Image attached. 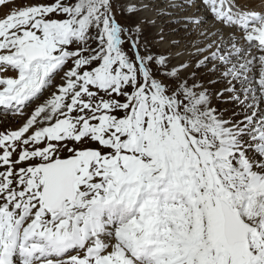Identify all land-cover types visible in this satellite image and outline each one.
<instances>
[{"label":"snow or ice","instance_id":"obj_1","mask_svg":"<svg viewBox=\"0 0 264 264\" xmlns=\"http://www.w3.org/2000/svg\"><path fill=\"white\" fill-rule=\"evenodd\" d=\"M0 9V264H264V0Z\"/></svg>","mask_w":264,"mask_h":264},{"label":"bare ground","instance_id":"obj_2","mask_svg":"<svg viewBox=\"0 0 264 264\" xmlns=\"http://www.w3.org/2000/svg\"><path fill=\"white\" fill-rule=\"evenodd\" d=\"M6 11H7V9H1V10H0V15H3L4 12H6ZM8 126L14 128V127H15V123H11V124H9Z\"/></svg>","mask_w":264,"mask_h":264},{"label":"rangeland","instance_id":"obj_3","mask_svg":"<svg viewBox=\"0 0 264 264\" xmlns=\"http://www.w3.org/2000/svg\"><path fill=\"white\" fill-rule=\"evenodd\" d=\"M0 10H1V9H0ZM15 127H17V125H16V124H15ZM15 127H14V128H15Z\"/></svg>","mask_w":264,"mask_h":264}]
</instances>
